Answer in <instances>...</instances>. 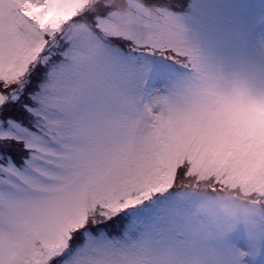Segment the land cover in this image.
I'll return each instance as SVG.
<instances>
[{
  "label": "snow or ice",
  "instance_id": "6c2138e0",
  "mask_svg": "<svg viewBox=\"0 0 264 264\" xmlns=\"http://www.w3.org/2000/svg\"><path fill=\"white\" fill-rule=\"evenodd\" d=\"M186 55L92 0H0V264H216L186 233L127 235L181 177L264 202V127L187 97Z\"/></svg>",
  "mask_w": 264,
  "mask_h": 264
},
{
  "label": "clouds",
  "instance_id": "9594fccd",
  "mask_svg": "<svg viewBox=\"0 0 264 264\" xmlns=\"http://www.w3.org/2000/svg\"><path fill=\"white\" fill-rule=\"evenodd\" d=\"M97 8L109 6L118 24L150 32L158 41L174 45L187 52L184 58L195 71L182 76V91L193 101L213 106V110L231 114L240 112L264 127V65L248 62L239 70L227 67L225 56L209 50L201 53L190 45L198 33L182 16L174 14L166 0H92ZM95 51L99 45L90 37L84 38ZM150 110L144 103L141 111ZM168 111L187 132L202 131V125L193 114L179 104L169 105ZM173 135L178 137L179 131ZM215 136L216 133H211ZM241 139L238 146H243ZM253 167L264 166L259 156L249 158ZM178 202L169 209L170 215L183 227L193 243H207L222 238L241 225L257 226L264 222V202L231 188L212 189L211 181L193 176L179 178L171 188Z\"/></svg>",
  "mask_w": 264,
  "mask_h": 264
},
{
  "label": "rangeland",
  "instance_id": "374dc122",
  "mask_svg": "<svg viewBox=\"0 0 264 264\" xmlns=\"http://www.w3.org/2000/svg\"><path fill=\"white\" fill-rule=\"evenodd\" d=\"M183 1L187 3L184 12L173 13L182 16L197 31L198 37L190 40L193 48L201 53L212 50L222 54L232 70H239L248 62L264 65V0ZM188 74L179 72L176 78ZM177 203L174 195L151 199L140 226L131 225L130 230L135 233H128V238L136 240L159 231L184 234L182 225L169 212ZM137 213L132 214L131 221ZM205 244L216 264H236L237 259L242 264H264V222L257 226L241 225Z\"/></svg>",
  "mask_w": 264,
  "mask_h": 264
}]
</instances>
